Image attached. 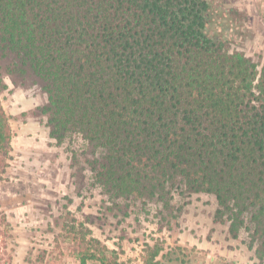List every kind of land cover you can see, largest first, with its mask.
Here are the masks:
<instances>
[{
	"label": "trees",
	"instance_id": "obj_1",
	"mask_svg": "<svg viewBox=\"0 0 264 264\" xmlns=\"http://www.w3.org/2000/svg\"><path fill=\"white\" fill-rule=\"evenodd\" d=\"M232 1L0 0V87L2 73L39 85L49 136L87 144L79 155L93 185L165 210L178 196L177 212L192 195L211 194L214 222H227L232 238L247 230L261 262L264 63L231 49L243 27ZM11 138L0 103V173ZM89 251L81 264H121ZM158 251L143 264H168Z\"/></svg>",
	"mask_w": 264,
	"mask_h": 264
},
{
	"label": "rangeland",
	"instance_id": "obj_2",
	"mask_svg": "<svg viewBox=\"0 0 264 264\" xmlns=\"http://www.w3.org/2000/svg\"><path fill=\"white\" fill-rule=\"evenodd\" d=\"M232 4L243 27L230 47L259 68L264 63V0ZM2 75L6 87H0V103L12 133L8 166L0 173L3 264H81L87 247V255L103 249L121 264H143L155 250L158 258L167 254L168 264H264L255 246L248 248L247 230L241 228L232 238L227 222H214L217 203L211 194L192 195L177 212L183 202L178 196L165 210L155 200L114 199L93 185V174L79 155L87 144L79 136L61 144L49 136L42 113L47 97L39 85L30 77L20 85ZM84 264L99 262L89 257Z\"/></svg>",
	"mask_w": 264,
	"mask_h": 264
}]
</instances>
